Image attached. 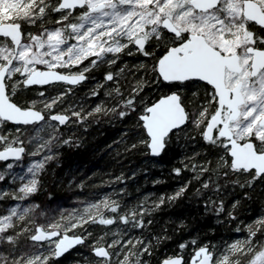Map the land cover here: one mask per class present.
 <instances>
[{"label":"snow or ice","instance_id":"6c2138e0","mask_svg":"<svg viewBox=\"0 0 264 264\" xmlns=\"http://www.w3.org/2000/svg\"><path fill=\"white\" fill-rule=\"evenodd\" d=\"M133 54L132 67L143 74H133L125 95L123 57ZM117 61L121 66L105 69L88 90L97 98L90 109L65 105L95 69ZM105 82L112 83L104 97L118 96L111 107L100 96ZM108 112L125 123L126 151L160 160L191 132L204 155L193 152L199 159L185 155L171 166L182 180L171 193L151 201L146 194L131 207L111 194L58 214L35 199L25 204L44 187L42 170L59 155L54 146L80 144L60 127L86 129ZM25 155L31 159L20 175L14 165H22ZM0 162L6 185L0 198L18 201L0 213V264H64L70 252L84 256L83 264H264V207L243 218L236 211L257 185L264 186V0H0ZM113 179L126 177L121 172ZM17 180L18 187H7ZM193 180L200 185L197 196L211 186L217 199L209 196L202 204L218 216L225 213L219 195L228 194L225 185L238 189L226 213L236 234L219 247L189 237L164 252L162 242L172 237L165 227L153 231L152 213L195 187ZM116 221L123 227L94 234L97 225Z\"/></svg>","mask_w":264,"mask_h":264},{"label":"trees","instance_id":"16d2710c","mask_svg":"<svg viewBox=\"0 0 264 264\" xmlns=\"http://www.w3.org/2000/svg\"><path fill=\"white\" fill-rule=\"evenodd\" d=\"M156 51L159 52L158 49ZM135 56L136 54L123 57L128 60L125 74H122L121 77V79L123 78L121 82L124 84L125 95L129 84L133 82V74H143L142 69L137 70L132 67L136 62ZM117 67H120V64ZM112 69L115 70L114 67ZM104 70L105 68L93 71L91 73L93 79H99ZM125 75L127 82H125ZM93 79H89L76 87L75 95L72 96L74 97L72 103L89 96L87 92L92 88L89 86ZM163 87L162 85L161 88ZM154 91H159V89H154ZM103 94L104 90H100L101 98H103ZM89 98L91 108L97 102V98L94 96ZM116 98L118 99V96ZM103 99L108 101L112 100L113 97ZM97 115L100 114H93L94 117ZM126 123L131 124L132 121ZM124 130L125 123H121L113 114L101 115L99 123L92 121L86 129L80 124L68 127L61 126L59 131L63 132L64 136L71 133L80 139V144L54 146L53 150L58 151L59 155L46 163L41 173L44 187L41 191L33 194L31 199L40 202L41 207L46 206L49 214H58L61 209L80 207L85 201L98 200L104 193H113L114 199L119 196L122 203H127L131 207L132 204L144 199L146 194L147 201H151L156 199L161 192L171 193L175 186L182 182V180L177 179L175 174L171 173V166L177 164L179 159L185 155L188 156L189 160L199 159V156L193 157V152L200 153V156L204 155L200 149L202 142L199 136L191 132L188 134L190 139L182 138L173 142L167 155L160 160L152 158L142 150L126 151V145L122 142L121 137ZM139 147L142 148L143 146ZM121 172L124 173L125 180L113 179L119 176ZM133 172H136L135 176L132 175ZM186 174L192 175L191 169L186 170ZM81 180H83L82 187L79 186ZM154 180L156 183H153ZM192 184L195 187L190 185L189 190L182 197L176 199L169 206H161L160 209L152 213L153 225L150 227L153 231L159 232L161 227H165L172 237L171 240L162 242L164 252H168L169 249H177L178 242L189 237H196L198 241H211L219 247L221 240L227 241L236 234L235 221L228 223L226 213L233 198L239 195L238 189L232 188L231 185H225L228 194L226 196L222 192L219 194L225 202V213L218 216L215 211H205L202 204L206 197L210 196L214 200L217 199V195L212 191L211 186L202 190L203 195L197 196L194 194L195 188H199L200 185L195 180ZM122 186H126L124 193L118 191ZM49 192L51 193L50 196L48 195ZM77 196H80L81 199L77 200ZM250 196V199H242L241 204L237 206L236 211L242 218L250 216L252 211L264 207V186L257 185ZM104 213L105 215L111 214L110 210L107 209L104 210ZM37 219L43 221L44 217L38 216ZM181 219L185 221L184 225L178 223ZM114 223L122 225V222L119 221ZM102 227L106 226L97 225L94 234L103 231ZM241 231H245L243 226H241ZM186 251H191V249ZM81 252L87 255L88 249H81ZM78 255L75 252L66 254L64 264L76 260Z\"/></svg>","mask_w":264,"mask_h":264},{"label":"rangeland","instance_id":"374dc122","mask_svg":"<svg viewBox=\"0 0 264 264\" xmlns=\"http://www.w3.org/2000/svg\"><path fill=\"white\" fill-rule=\"evenodd\" d=\"M134 55V54H133ZM130 63V62H129ZM118 64H120V61H117L116 62V64L115 65H112V66H109V65H107V64H104V65H102L101 67H99V68H97V69H95L94 71H97V70H99V69H108L109 67H111V68H115L116 69V67H117V65ZM121 66V65H120ZM118 68V67H117ZM122 77V76H121ZM121 77H120V79H121ZM121 80H123V78L121 79ZM95 83H96V80L95 79H93V82L90 84V86H89V88H91V87H94L95 86ZM110 85V82H105V84H104V86L100 89V90H104V88H106V87H108L109 85ZM123 86H124V84H123ZM88 88V89H89ZM115 96H113V99L112 100H106V103H107V105L109 106V107H111L112 106V104L113 103H115L116 102V100H117V96H116V94H114ZM72 96H74V95H71V96H68L67 97V100L65 101V105L67 104V103H69V102H74L73 101V99H74V97H72ZM90 96H88V97H84V98H82L81 100H77L76 101V103L77 102H79V103H81V104H83V106H84V108H85V110H87V109H90V102H89V98ZM103 98H107V97H104V94H103ZM88 102H89V104H88ZM89 105V106H88ZM64 105H61V107H63ZM94 115L95 114H97V113H93ZM104 114H112V113H110V112H108V113H104ZM74 125V124H73ZM72 125V126H73ZM49 130L48 129H45L44 131H41V132H38V133H35L34 134V138L36 139V140H39L41 137H44V136H46V133L48 132ZM44 155V153L43 152H40V153H36L35 154V156L34 157H32V158H40V157H42ZM30 157L29 156H27V155H25L24 157H23V164L22 165H14V169H15V171L18 173V174H20V175H24V174H26V166L30 163ZM48 162V161H47ZM46 162V163H47ZM2 164H3V162H0V166H2ZM46 165V164H45ZM43 171V170H42ZM7 179V178H6ZM18 185H19V181L17 180L16 182H9L8 183V185H7V187H18ZM6 187V185H5V182L4 181H0V189H3V188H5ZM104 194H111V196H112V198L114 199V194L113 193H104ZM104 194H102L100 197H99V199H101L102 198V196L104 195ZM31 199V197L30 198H26L25 199V201H24V203L26 204L29 200ZM98 199V200H99ZM16 202H18V201H16L15 200V198H13V197H11V196H6L5 198H0V213H3L9 206H12L14 203H16ZM76 208H79V207H76ZM116 226H121V227H123L121 224H116V223H114L113 225H110V226H106V227H102L103 228V230H105V229H108V230H111L112 228H114V227H116ZM106 239L108 238V237H105ZM84 255H86V254H84ZM83 260H84V256H82V255H78L77 256V259L76 260H74V261H81V264H83ZM73 262V261H72ZM72 262H70L69 264H72Z\"/></svg>","mask_w":264,"mask_h":264},{"label":"flooded vegetation","instance_id":"af4514ba","mask_svg":"<svg viewBox=\"0 0 264 264\" xmlns=\"http://www.w3.org/2000/svg\"><path fill=\"white\" fill-rule=\"evenodd\" d=\"M135 55V54H134ZM85 83V82H84ZM84 83H82V84H84ZM82 84H80V85H82ZM79 86V85H78ZM75 87H77V86H75Z\"/></svg>","mask_w":264,"mask_h":264},{"label":"water","instance_id":"95a60500","mask_svg":"<svg viewBox=\"0 0 264 264\" xmlns=\"http://www.w3.org/2000/svg\"><path fill=\"white\" fill-rule=\"evenodd\" d=\"M82 83H84V82H82ZM82 83H81V84H82ZM152 158H155V157H152Z\"/></svg>","mask_w":264,"mask_h":264}]
</instances>
